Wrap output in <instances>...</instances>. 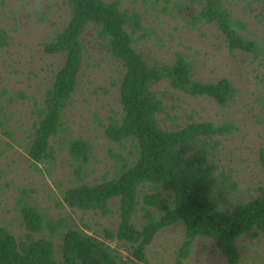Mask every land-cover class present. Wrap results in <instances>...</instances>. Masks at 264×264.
I'll use <instances>...</instances> for the list:
<instances>
[{"label":"rangeland","instance_id":"obj_1","mask_svg":"<svg viewBox=\"0 0 264 264\" xmlns=\"http://www.w3.org/2000/svg\"><path fill=\"white\" fill-rule=\"evenodd\" d=\"M118 1L122 10L142 15L143 37L136 36V48L153 66L172 64L178 54L186 56L194 67V79L215 83L227 78L236 88L234 101L221 107L208 97H195L174 89L165 80L153 86L166 105L158 116L164 129L176 130L188 123L232 121L237 130L225 137L210 140L211 159L218 165L217 176L227 193L228 205L250 201L264 185L259 152L264 148V0H223L240 32L261 47L258 53L231 52L216 25H194L203 0H106ZM72 13L69 0H0V26L8 38L0 48V226L17 239L27 233L21 205L28 204L41 212L46 222L64 221L52 234L47 228L42 236L52 241L57 258L62 236L70 229L104 241L130 256V244L109 240L106 231H118L119 199L110 202L111 215L83 212L66 205L62 192L78 184L75 165L69 154V142L84 138L93 147L87 165L86 183L91 185L117 177L123 160L133 161L137 151L131 142L117 144L105 133L111 117L120 118V84L123 64L107 49L106 41L94 25L82 36L85 56L76 93L65 110V131L54 138L53 163H35L28 150L35 139L37 111L45 101L64 55H50L44 43L51 42L67 26ZM159 192L168 201L172 193L162 186L144 184L146 193ZM144 223L140 206L135 224ZM185 237V227L178 223L162 229L147 247L145 264H178L177 252ZM241 264H264V235L250 232L238 241ZM182 264H227L215 242L199 236L187 260Z\"/></svg>","mask_w":264,"mask_h":264},{"label":"trees","instance_id":"obj_2","mask_svg":"<svg viewBox=\"0 0 264 264\" xmlns=\"http://www.w3.org/2000/svg\"><path fill=\"white\" fill-rule=\"evenodd\" d=\"M72 6L67 26L54 40L44 43L50 55H64V64L46 91L34 123L35 139L28 150L35 163H53L56 150L52 140L65 131L64 115L79 85L83 70L85 45L82 36L89 25L98 29L109 52L124 66L120 84V118L111 117L105 128L114 143L131 142L137 151L133 161L123 160L117 177L91 185L86 183V168L93 157V147L84 138L69 142V154L75 165L78 184L62 192L66 205L83 212H99L106 217L113 209L110 202L119 199L120 223L116 233L107 230L109 240L130 244V256L104 241L79 230L70 229L62 236L61 260L52 241L42 236L47 228L52 234L64 221L46 222L35 207L22 204L21 213L27 233L17 239L0 226V264H145L146 249L164 228L182 223L185 237L177 252V263L187 260L199 236L212 239L226 257L227 264H241L239 239L250 232L264 235V185L257 197L228 205L227 193L217 176L218 165L212 161L210 140L234 133L232 121L188 123L176 130L164 129L158 116L166 113V105L153 91V86L167 80L171 86L195 97H208L221 107H228L237 90L229 79L202 83L194 79V67L178 54L172 64L153 67L136 48L143 37L142 15L122 10L118 1L69 0ZM194 25H216L231 52L258 53L257 41L245 37L242 23L235 21L223 0H203L193 16ZM8 38L0 26V48ZM264 175V148L259 152ZM144 184L162 186L172 193L168 201L161 193H146L139 198ZM140 206L144 223L135 224Z\"/></svg>","mask_w":264,"mask_h":264}]
</instances>
